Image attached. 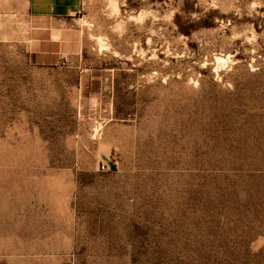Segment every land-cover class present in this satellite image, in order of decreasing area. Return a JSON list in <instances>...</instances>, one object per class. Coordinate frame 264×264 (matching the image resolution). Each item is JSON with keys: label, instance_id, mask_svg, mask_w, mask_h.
I'll return each instance as SVG.
<instances>
[{"label": "rangeland", "instance_id": "obj_1", "mask_svg": "<svg viewBox=\"0 0 264 264\" xmlns=\"http://www.w3.org/2000/svg\"><path fill=\"white\" fill-rule=\"evenodd\" d=\"M0 264H264V0H0Z\"/></svg>", "mask_w": 264, "mask_h": 264}, {"label": "crops", "instance_id": "obj_2", "mask_svg": "<svg viewBox=\"0 0 264 264\" xmlns=\"http://www.w3.org/2000/svg\"><path fill=\"white\" fill-rule=\"evenodd\" d=\"M28 17L35 23L72 19L81 14L83 0H27ZM67 30L57 27H39L31 34L30 61L41 67H55L68 57Z\"/></svg>", "mask_w": 264, "mask_h": 264}, {"label": "built area", "instance_id": "obj_3", "mask_svg": "<svg viewBox=\"0 0 264 264\" xmlns=\"http://www.w3.org/2000/svg\"><path fill=\"white\" fill-rule=\"evenodd\" d=\"M107 168H108V165H106V164H103L101 166V170L104 171V172L107 170Z\"/></svg>", "mask_w": 264, "mask_h": 264}]
</instances>
